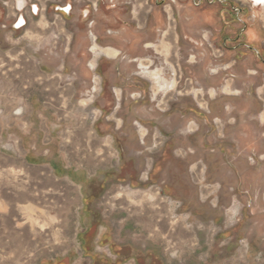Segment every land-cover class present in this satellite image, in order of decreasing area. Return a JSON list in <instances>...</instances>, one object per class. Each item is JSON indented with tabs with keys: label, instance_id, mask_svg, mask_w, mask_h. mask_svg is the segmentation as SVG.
I'll use <instances>...</instances> for the list:
<instances>
[{
	"label": "rangeland",
	"instance_id": "374dc122",
	"mask_svg": "<svg viewBox=\"0 0 264 264\" xmlns=\"http://www.w3.org/2000/svg\"><path fill=\"white\" fill-rule=\"evenodd\" d=\"M18 1L0 0V264H264V8L117 0L103 109L78 75L97 1ZM31 122L60 149L26 154Z\"/></svg>",
	"mask_w": 264,
	"mask_h": 264
},
{
	"label": "crops",
	"instance_id": "0c3cea01",
	"mask_svg": "<svg viewBox=\"0 0 264 264\" xmlns=\"http://www.w3.org/2000/svg\"><path fill=\"white\" fill-rule=\"evenodd\" d=\"M96 1H97L96 5L95 4L93 5L94 11H95V18L94 20H91L90 22V25L95 27V31L93 34L95 36V41H94V37L90 39L91 45L88 47V51H87L88 53L90 51L92 55H90L89 58L87 57L85 59V60H89V62L86 63L85 67L80 68L78 75L81 77H84L85 79L89 78L88 79L89 85L84 84V89L86 91L87 89L92 88L91 92L94 94V96L96 93H99L98 95H96L97 98L99 99L98 100L96 99V101L98 102L100 101L99 104H101L100 106L104 109L107 107V105L103 101V94H102V89H101L103 80L99 78L102 74L98 71L99 70L98 64H99V61L101 60H107L109 62H114L118 59V56H119V51L116 50V46H113L112 44L114 40V36L118 35V33L113 34L112 32H110V34L107 35L106 30H105V29H108L109 27L112 29V27L117 28L118 26L117 20L115 19L114 15H112L114 12L113 10L114 5L117 4V0H96ZM18 5L21 6L20 0L18 1ZM66 5H69L71 7V12H72L73 4L68 3ZM90 9L91 8L87 6L86 3L84 4V7H82L81 9L79 8V13L84 20L89 16ZM155 19H157V17ZM99 39L102 43L101 45L98 44ZM104 50L107 51L108 53H104ZM112 52H116V55L115 56L109 55ZM100 55H103V56H100ZM111 87H114L113 90L111 88V93L114 94L117 106L114 109V113L111 115L112 117L110 119H107L108 122L114 121L116 119L115 115L119 114V112L121 111L122 105H123V98H124L123 90L118 89V87L114 85H112ZM94 96H91L88 100H86L87 102L84 101V103L90 105L93 102ZM13 118L19 119V116L17 117L14 116ZM137 127L139 129L141 128L142 131L144 130L143 125H141L140 123H137ZM47 129H48L49 139L51 140L48 146L43 143L46 135L44 131L40 128V125L38 124V122H31L30 127L27 129V131H22L20 141H23V142L29 141L28 146L25 143L22 144V146L24 148L25 147L27 148L30 146L33 150H36L35 153L31 151V152H26V154L32 153L34 155L44 156L47 153L51 152V150L55 151V150L60 149V146L58 142L56 141V138L54 137V134H55L54 131H51L50 128L48 127ZM139 136L142 139V142H144V138H145L144 134L140 135L139 133ZM96 235L97 234H95V236ZM98 240H99L98 237L94 239L95 242L91 250H94V251L100 250L104 255L106 254L105 251L102 249H99L98 246L96 245ZM44 264H83V259L67 258V259H62L59 261H52V262L44 263Z\"/></svg>",
	"mask_w": 264,
	"mask_h": 264
},
{
	"label": "bare ground",
	"instance_id": "6f19581e",
	"mask_svg": "<svg viewBox=\"0 0 264 264\" xmlns=\"http://www.w3.org/2000/svg\"><path fill=\"white\" fill-rule=\"evenodd\" d=\"M253 2H254V7H256V8H264V0H253ZM156 21H158V22H161V20H160V18L158 19H155ZM147 49H151V48H153V49H155V50H157L156 49V47H155V45L153 44V45H146L145 46ZM109 55H116V52H112L111 54H109ZM139 66L141 67V68H143L142 67V64H139ZM140 68V69H141ZM144 70V69H143ZM146 70V69H145ZM145 72V71H144ZM148 75H150V77H151V79H152V81H154V83H155V86L156 87H160V89L161 88H163L164 89V87H168V86H173V83L171 82V83H167V81L161 76V74L159 73V72H149V74ZM164 91V90H163ZM162 92V91H161ZM263 118V117H262ZM149 199H153V197L151 196V195H149Z\"/></svg>",
	"mask_w": 264,
	"mask_h": 264
},
{
	"label": "flooded vegetation",
	"instance_id": "af4514ba",
	"mask_svg": "<svg viewBox=\"0 0 264 264\" xmlns=\"http://www.w3.org/2000/svg\"><path fill=\"white\" fill-rule=\"evenodd\" d=\"M253 1V0H252ZM60 12H62L65 16L67 15V16H70V14H71V7L69 6V5H66V6H64V7H58L57 8ZM34 11H35V13H37L36 11V8H34ZM155 20V19H154ZM19 24L20 25H23L24 24V20H23V18H21L20 20H19ZM94 41H95V38H94Z\"/></svg>",
	"mask_w": 264,
	"mask_h": 264
}]
</instances>
